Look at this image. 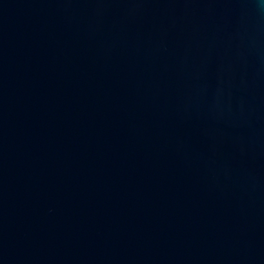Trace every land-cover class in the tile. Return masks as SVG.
<instances>
[{
  "label": "water",
  "instance_id": "1",
  "mask_svg": "<svg viewBox=\"0 0 264 264\" xmlns=\"http://www.w3.org/2000/svg\"><path fill=\"white\" fill-rule=\"evenodd\" d=\"M0 264H264V0H0Z\"/></svg>",
  "mask_w": 264,
  "mask_h": 264
}]
</instances>
